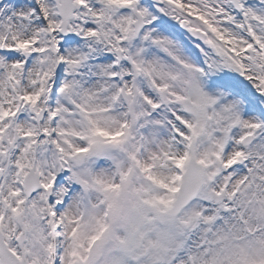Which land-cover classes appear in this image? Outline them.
I'll return each instance as SVG.
<instances>
[{"label": "snow or ice", "instance_id": "1", "mask_svg": "<svg viewBox=\"0 0 264 264\" xmlns=\"http://www.w3.org/2000/svg\"><path fill=\"white\" fill-rule=\"evenodd\" d=\"M0 264H264V0H0Z\"/></svg>", "mask_w": 264, "mask_h": 264}]
</instances>
